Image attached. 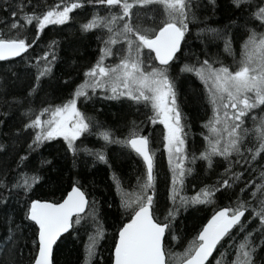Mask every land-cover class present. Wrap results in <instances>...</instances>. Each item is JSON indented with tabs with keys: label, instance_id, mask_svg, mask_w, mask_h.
Returning <instances> with one entry per match:
<instances>
[{
	"label": "snow or ice",
	"instance_id": "snow-or-ice-1",
	"mask_svg": "<svg viewBox=\"0 0 264 264\" xmlns=\"http://www.w3.org/2000/svg\"><path fill=\"white\" fill-rule=\"evenodd\" d=\"M8 2L5 0V3ZM91 2L107 5L109 9L118 8L120 11L116 15L94 19L83 26L87 32L100 25L109 34L107 39L101 38L104 47L99 61L83 72L84 83L75 87L73 92V84L65 80L64 85L70 92L67 101L45 107L38 115L29 116L28 121H21L15 131L10 127L9 114L0 113V135L7 134L14 140L23 139V145L13 158L0 162V207L15 197L22 195L25 198L21 207L23 219L27 222L25 227L32 233L31 264H56L54 248L58 246L61 237L65 233L71 235L74 226H82V222L89 218L96 222V201L90 199L82 183L88 162L81 160V152L92 156L94 162L109 164V161L102 151L84 146L96 127L78 107L81 100L87 102L91 99L89 88L104 89L105 100L126 97L137 106H151L152 114L145 115L151 124L163 125V147L172 171L173 192L177 185L184 184L186 177L193 171L191 165L197 160L205 161L209 168L218 163L214 161L215 157H221L227 162L228 178L218 180L214 189H202L187 202L190 205L213 204L217 198L216 192L224 194V190L233 188L243 179L245 172L251 176L259 170L258 178L245 180L241 188L242 193L246 189H254L251 197L258 201V207L253 205L250 209L247 200H238L235 206L215 207L211 217L205 218L206 222L193 224L194 236L188 247L183 252L172 253L168 250L170 241L178 239L176 233L184 222L178 220L180 210L175 204V195L171 197L173 204L170 210L168 205H164L165 210H161L156 198L155 163L149 148V137L139 135L135 128L124 141H116L110 133H103L102 139L106 143H123L130 147L145 166L139 195L134 200L123 198L117 205L123 211L118 212L116 217L119 223L113 238L111 264H211L209 258L226 237L232 239V230L238 226L239 231H244L245 224L250 222L246 213L248 217L258 220L260 239L256 243L252 239L253 233L248 232L245 243L240 244L236 251L235 264H264V118L256 124V118L252 117L255 124L252 135L256 138L254 147L247 146L249 129L244 127L249 112L264 106V0H229V10L237 17L233 21L235 30L231 35L228 28H232V25H228L223 32L210 29L198 33L202 35L204 31H211L215 38L223 40L227 52L232 51L234 40H242V55L235 70L223 64L217 67L218 59H210L207 52L203 60L196 57L195 62H184L189 56L195 57L189 46L190 25L198 19L194 9L201 5L193 3V0ZM151 4L163 5L166 18L153 29L133 25L130 21L133 7ZM203 6L212 12L219 8L217 0H207ZM81 7L83 2L58 3L46 11L38 12L30 4H16L9 9L14 19L8 27L19 31L21 27L32 26L33 40L29 42L20 38L0 37V62L20 57L17 64L24 65L25 59L31 63L32 52L44 43L42 37H47L45 30L49 26L64 25L70 13ZM55 43L49 47L55 46ZM116 45L121 47L114 51ZM26 53L27 57L24 55ZM117 53L118 62L114 61L112 65L103 63L108 57H116ZM55 59V55L49 51L35 57L32 67L36 69L37 84L42 78L52 76ZM29 70L25 66V71ZM177 70L194 74L204 84L208 103L212 106V116L204 125L207 129L204 135L205 146L199 155V150L190 149L186 125L181 122L183 117L173 75ZM0 72L7 73L5 79H0V90L8 89L21 77L20 72L8 64L0 65ZM261 110L264 111V108ZM0 153L5 158L9 156L3 143H0ZM69 154L73 168L78 163L83 167L75 172L69 170L68 186L62 188L64 169L60 162L67 159ZM236 165L241 167L240 172L233 171ZM25 170L31 172L30 177ZM22 173L24 178L20 179ZM50 183H54L56 188L49 195L55 196L59 191V200L37 196L39 188ZM16 202L20 203L19 200ZM184 227L187 229L186 224ZM102 236L97 224L96 235L90 238L91 243L86 248L89 261L95 255L97 241ZM216 264H220V261L217 260Z\"/></svg>",
	"mask_w": 264,
	"mask_h": 264
},
{
	"label": "trees",
	"instance_id": "trees-1",
	"mask_svg": "<svg viewBox=\"0 0 264 264\" xmlns=\"http://www.w3.org/2000/svg\"><path fill=\"white\" fill-rule=\"evenodd\" d=\"M25 3L34 6L38 12L46 11L54 7L58 3L83 2V7L77 8L70 13L69 20L60 26H49L46 29L47 37H42L44 43L32 52L33 59L31 63L27 59L24 65L17 64L16 61H9L0 63V65L8 64L21 74L20 80L6 90H0V113L7 112L11 120L10 127L13 131L21 125V121H28L29 116L38 115L39 112L50 106L59 105L66 102L70 97L69 89L64 85L65 80H69L72 84V91L75 87L84 83L83 72L87 71L89 66H95L99 61L101 49L104 47L102 39H107V29L97 25L95 28L85 32L83 26L91 23L94 19H103L109 15H116L119 13L118 8L109 9L107 5L94 4L91 0H0V37L10 39H25L32 41L34 31L32 26L21 27L19 31L10 29L8 25L14 19L10 15L9 9H12L18 3ZM130 3L133 0H129ZM193 3L200 4L201 7L194 9L197 21L190 25L191 39L189 46L195 57L189 56L184 62H195V58L203 60L204 53L207 52L212 60H217L216 66L223 64L228 66L230 70L237 69L242 55L243 41L236 39L231 44V52L224 50V42L220 38H215L211 31H204L202 35H198L202 30L217 29L223 32L228 25L229 35L235 30L233 21L236 16L229 10V0H217L219 8L212 12L203 5L207 4V0H193ZM133 15L130 18L131 23L145 29L155 28L159 22L166 18L167 13L161 4L145 5L143 7L136 6L132 9ZM238 15V14H237ZM18 19V17H15ZM231 18V19H230ZM251 27V26H250ZM245 37L244 39H246ZM55 46L49 47L50 45ZM121 45L114 46V51ZM44 51L53 53L56 57L52 66V76L44 77L39 84L35 78V57L42 55ZM27 53L25 57H27ZM52 59V56H49ZM20 60V59H19ZM116 61V57H108L104 60V64L112 65ZM25 66L30 70L25 71ZM183 65L181 64V67ZM7 73L0 72V79H5ZM177 84V96L180 110L182 113V124L186 125V132L188 137V144L190 149L203 151L205 141L204 138L207 129L204 125L212 116V106L208 103V93L204 84L195 77L194 74L182 73L177 70L173 74ZM33 89L35 90L33 92ZM91 94V99L87 102H78V107L88 117L92 118L93 122L98 124V120L105 125H110L113 131H109L112 138L116 141H124L131 135L134 126L144 122L135 117L134 112L127 109L128 100L125 97L120 100H105L104 89L96 88L95 90L88 89ZM111 94L110 91L108 93ZM201 96L203 99H201ZM264 106H258L249 112L245 120V125L249 129V141L247 146L254 147L256 145V138L252 135V129L255 127L252 122V117L256 118V124L260 119L264 118V111L261 109ZM151 113V108L149 107ZM152 114V113H151ZM252 116V117H251ZM208 117V119H206ZM138 120V121H137ZM144 126V125H143ZM158 125L148 127L144 132L138 133L142 136L149 137L152 140L151 149L155 159L164 157L165 164L158 161L155 171V191L156 198L160 202V207L164 209V205H168V210L171 209L173 201L171 197L175 195V204L179 207L180 215L178 220H183L176 235L178 239L171 240L168 250L172 253L183 252L186 247L185 244L193 239L192 226L199 225L200 221H206L212 215L215 207H223L232 205L235 206L237 201L249 202V207L259 206L258 201L253 200L251 192L254 189H246L243 193L241 188L244 187V181L258 178V171L249 175L245 172L243 179L238 182L233 188L224 190V194L216 192V199L211 205H202V211L191 212L185 210L187 202L192 198L185 196L177 185L175 192L172 191V171L169 168V161L167 153L164 148H157L156 135L154 128ZM107 132V131H106ZM127 133V134H126ZM92 135L88 139H91ZM87 139V140H88ZM92 141H86L84 145L89 149L102 151L109 164L95 161L92 156L85 155L88 166L84 169V189L90 194V199H95L98 214L96 222L91 218L82 222V226H74L71 235H67L61 239L58 246L55 248L54 255L56 264H111L112 251L114 244V236L117 231L119 221L116 219L118 212L123 211L117 205L121 199L127 198L134 200L139 195L140 186L143 182L142 178L145 173V166L143 161L136 156L132 151L131 157L128 150L123 143H109L112 144L110 151L107 152L101 149L102 144L106 143L102 139V135L93 137ZM94 139L101 141L100 147H92ZM204 140V139H203ZM30 142V141H29ZM0 143H3L5 148L9 151V156L5 158L3 153H0V162L10 161L19 151L23 145V139L14 140L7 134L0 135ZM55 143V141L53 142ZM108 147V146H107ZM159 149V150H158ZM43 151V150H42ZM23 155V152L20 153ZM212 168H209L205 161L197 160L194 165H191L193 171L188 175L184 181L186 189H188L193 197L198 195L202 189H214V186L221 178H228L226 169L227 162L221 157H215ZM64 169V180L62 188L68 186V176L71 172L80 170L83 165L79 164L73 168L71 156L60 162ZM242 169L239 165L233 168V171L240 172ZM28 176L31 172L25 170ZM53 180L56 179L55 173L52 174ZM24 178L22 173L19 177ZM118 181V183H117ZM56 188L54 183L45 185L39 188L37 196L47 198L49 200H59L60 192L57 191L55 196L49 195L51 191ZM183 198V199H181ZM19 200L20 203H17ZM25 202V198L21 195L9 200V203L4 207H0V264H31L32 261V233L25 225L26 221L23 219V211L21 205ZM250 222L245 224L244 231H239L238 227L232 232L234 235L232 239L226 238L220 245L211 264H216L219 260L220 264H235L237 255L236 251L239 245L245 243V237L248 232L253 233L252 239L259 243L260 239V225L258 220L246 216ZM12 224L11 226H8ZM97 224L103 233V236L97 241L95 255L89 261L86 248L91 243L90 238L96 235ZM187 225L185 229L184 225ZM188 233L187 235L185 233ZM174 244V245H171Z\"/></svg>",
	"mask_w": 264,
	"mask_h": 264
},
{
	"label": "bare ground",
	"instance_id": "bare-ground-1",
	"mask_svg": "<svg viewBox=\"0 0 264 264\" xmlns=\"http://www.w3.org/2000/svg\"><path fill=\"white\" fill-rule=\"evenodd\" d=\"M117 54H119V53H117ZM116 62H118V57L116 56ZM149 115H151V113H150V111H148L147 112ZM255 115H253V117H254ZM90 118V117H89ZM91 120H92V118H90ZM206 119H208V117L206 118ZM141 120L142 121H144L143 123H142V125L141 124H138L137 126H134L133 128H135V130L138 132V133H142V132H144L148 127H152V124H151V122L148 120V118H147V116H145V117H143V118H141ZM93 121V120H92ZM182 122V121H181ZM252 122H253V120H252ZM94 123V122H93ZM95 125H97V122L96 123H94ZM144 125V126H143ZM158 125V127H156V128H154V134L156 135V141H155V143L157 144V148H164L163 147V137H162V127H163V125H160V124H157ZM106 129H101V128H98L97 126L95 127V129H94V131H93V134H92V136L93 137H98V136H100V135H102L103 133H105L106 131H105ZM107 132H109V131H107ZM127 134V133H126ZM140 135V134H139ZM91 136V135H90ZM93 137H91V139H88L87 141H92L93 139ZM201 137V140L202 141H204L203 139H202V136H200ZM88 138H89V136H88ZM82 139H83V137H82ZM86 145V144H85ZM151 145H152V140H150L149 139V148H150V150H151V153H152V155H153V158H154V163H155V169H154V171H156V166H157V164H158V161L159 160H161V162H162V164L164 163L165 164V160H164V157L162 158V157H160L158 160L157 159H155V156H154V154H153V152H152V149H151ZM108 146V148H111V146H112V144H109V143H104V144H102V146H101V149H104L105 150V148ZM130 148V147H129ZM159 150V149H158ZM106 151V150H105ZM108 152V151H107ZM132 152V150L131 151H129L128 150V153L130 154V156H131V153ZM70 156H71V154H69ZM132 157V156H131ZM81 158H84L85 159V154L83 153V152H81ZM133 158V157H132ZM154 180H155V177H154ZM180 188H181V191H182V193L185 195V196H187V197H193V195H192V193L188 190V189H186V187H185V184H183V185H180ZM181 199H183V198H181ZM202 207V205H186V208L189 210V211H191V212H194V211H196L195 209H197V208H201ZM162 210V209H161ZM246 216H247V213H246ZM211 217V216H210ZM210 217H208V218H210ZM206 222V221H205ZM12 224H9L8 226H11ZM238 227V226H237ZM236 229V228H235ZM190 243V241H188L186 244H185V247L187 248L188 247V244ZM222 244V243H221ZM171 245H174V244H171Z\"/></svg>",
	"mask_w": 264,
	"mask_h": 264
},
{
	"label": "rangeland",
	"instance_id": "rangeland-1",
	"mask_svg": "<svg viewBox=\"0 0 264 264\" xmlns=\"http://www.w3.org/2000/svg\"><path fill=\"white\" fill-rule=\"evenodd\" d=\"M117 49H119V47H117ZM117 57H118V60H119V54H117ZM126 98V97H125ZM126 100H128L126 98ZM129 101V100H128ZM149 107L151 108V106L149 105L148 107H144L143 104L137 106L134 102L132 101H129L128 102V105H127V109H130V111L134 112L135 114V117L140 120L141 118L145 117V113H147L149 111ZM252 117V116H251ZM137 120V121H138ZM98 128H101V129H106L105 131H113L112 130V127L110 125H105L104 123H101L99 120H98V124L96 125ZM163 129V127H162ZM94 144L92 147H100L101 145V141L98 140V139H94ZM106 151H110V148L106 147L105 148Z\"/></svg>",
	"mask_w": 264,
	"mask_h": 264
},
{
	"label": "water",
	"instance_id": "water-1",
	"mask_svg": "<svg viewBox=\"0 0 264 264\" xmlns=\"http://www.w3.org/2000/svg\"><path fill=\"white\" fill-rule=\"evenodd\" d=\"M24 55H26V54H24ZM19 59H21V58H20V57H15V58H13V60H11V61L19 60ZM8 62H9V61H8ZM0 63H5V62H0ZM234 230H235V228L232 230V232H233ZM67 235H68V233H65L64 236L61 237V239L64 238L65 236H67ZM226 238H227V237H226ZM226 238H225V239H226ZM59 242H60V241H58V243H59ZM222 242H223V241H222ZM222 242H221V243H222ZM219 246H220V245L217 246V249L214 251L213 256L209 258V259H210V262L213 260V258H214V256H215V254H216V252H217ZM54 251H55V248H54Z\"/></svg>",
	"mask_w": 264,
	"mask_h": 264
}]
</instances>
